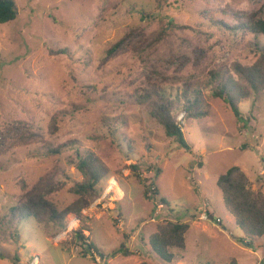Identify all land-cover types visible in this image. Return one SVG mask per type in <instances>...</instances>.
Here are the masks:
<instances>
[{
	"label": "rangeland",
	"instance_id": "obj_1",
	"mask_svg": "<svg viewBox=\"0 0 264 264\" xmlns=\"http://www.w3.org/2000/svg\"><path fill=\"white\" fill-rule=\"evenodd\" d=\"M15 1L17 19L0 24V127L23 121L43 139L0 155V264L37 257L38 264H94L76 251L75 233L56 243L72 214L63 228L12 216L24 195L50 178L64 187L52 195L57 206L74 202L70 190L82 181L72 163L78 152L98 155L116 188L114 203L106 200L80 217V230L109 264H264V237H245L217 186L221 175L240 167L252 189L264 193V90L243 101L236 117L203 89L211 70L257 60L264 38L236 27L264 0ZM163 28L165 37L145 52L144 41ZM133 29V38L108 53ZM183 81L202 89L207 112L179 122L191 151L137 99L156 85L180 100ZM182 114V107L174 112L176 121ZM55 118L57 131L50 134ZM205 211L213 221L199 219ZM166 223L191 224L186 247L173 250L171 263L145 248Z\"/></svg>",
	"mask_w": 264,
	"mask_h": 264
},
{
	"label": "trees",
	"instance_id": "obj_2",
	"mask_svg": "<svg viewBox=\"0 0 264 264\" xmlns=\"http://www.w3.org/2000/svg\"><path fill=\"white\" fill-rule=\"evenodd\" d=\"M19 10L15 0H0V24H8L17 19ZM242 25L236 28L247 33L264 38V4L259 10L244 13L240 18ZM174 26L172 22L168 23ZM221 24H223L221 22ZM154 36L152 39L144 41L142 49L147 52L165 37V30ZM135 29L125 35L119 43L114 45L108 53H115L120 47L133 38ZM259 42V41H258ZM259 47L257 60L251 65H243L233 62L229 67L211 70L208 73L204 88L206 94L215 99L222 100L235 114L241 116L240 105L243 101L249 100L252 95L260 90H264V45L257 43ZM139 49V48H138ZM135 49V51H138ZM185 57V56H184ZM184 59L183 57H181ZM202 56H199V60ZM186 62L181 66L185 67ZM157 72V70H156ZM182 94L180 100H173L167 97L156 86L144 88L138 96L140 104L148 106V112L152 119L160 123L166 130L168 136L174 137L180 146L187 151L191 147L187 143L183 130L179 122L174 117V112L182 107L184 109V119H202L207 116L205 109V96L202 89H197L194 82L183 81ZM57 131V118L50 125L49 133ZM43 139V134L36 128L23 121L4 123L0 127V155L7 150L30 143L38 142ZM55 153H58L56 151ZM76 169L82 174V181L71 188V193L77 199L64 209H60L53 201L52 195L64 189L63 185L58 186L54 178L40 183L39 187L27 192L20 204L12 210L14 218H34L41 224H54L63 228L68 215L84 217L82 212L87 209L95 200L101 197L104 190L102 185L108 183L109 169L101 158L94 152L81 155L79 152L72 160ZM132 172L140 179L137 174V166H131ZM162 174L159 168L153 183ZM218 188L223 193L226 209L235 218L237 226L243 231L246 238L260 239L264 237V193L254 191L252 184L246 173L240 167H232L225 174L221 175L217 182ZM149 190V188L147 189ZM145 195H148V191ZM159 194L158 189L154 191ZM162 201L166 202L164 198ZM190 223H166L157 226V231L149 238L153 252L162 260L172 262L175 260L174 249H184L186 247L185 235L190 229ZM65 227V226H64ZM77 239L89 241L88 248L83 252V256L93 258L91 253L94 250L100 253L96 245L84 236L78 229L74 232ZM246 239H243L245 242ZM241 242V240H239ZM251 244V241H250ZM124 248V246H123ZM122 252L124 256H129L128 249ZM142 264H148L142 262Z\"/></svg>",
	"mask_w": 264,
	"mask_h": 264
},
{
	"label": "built area",
	"instance_id": "obj_3",
	"mask_svg": "<svg viewBox=\"0 0 264 264\" xmlns=\"http://www.w3.org/2000/svg\"><path fill=\"white\" fill-rule=\"evenodd\" d=\"M184 120V114H182L179 118L178 121H183ZM112 183V179L109 181V185L107 187V189L102 193L101 197L98 198L97 200H95L84 212L85 216L88 215V212L98 208L99 206L102 205V202L106 201V200H110V202H113V185ZM114 203V202H113ZM207 204L205 206V209H207ZM200 220L202 221H213L214 218L212 216H210V213L205 211L202 212V215L199 217ZM216 224L221 225L222 224V220L221 219H217ZM82 224V219L79 216L76 215H72V219L69 220L65 226V229L61 232V234H59L56 238V243H63L65 242L69 237L70 234L74 233L75 231H77L78 229H80ZM88 244L89 241H85V243L81 240L78 239L77 244H76V251L77 252H83L85 249L88 248ZM93 254V262L94 264H109V260H108V256L103 254V253H96L94 250H92L91 252ZM39 262V257L34 258L32 260V262L30 264H38Z\"/></svg>",
	"mask_w": 264,
	"mask_h": 264
},
{
	"label": "crops",
	"instance_id": "obj_4",
	"mask_svg": "<svg viewBox=\"0 0 264 264\" xmlns=\"http://www.w3.org/2000/svg\"><path fill=\"white\" fill-rule=\"evenodd\" d=\"M92 241V240H91ZM131 242H133V240L131 241ZM146 243V242H145ZM249 244H250V242H249ZM145 248H146V251L149 253V254H152V252H153V250H152V248H151V246H150V243H147V244H145ZM126 251V250H125ZM129 252H130V250H129ZM131 253V252H130ZM139 255H141L142 256V254L139 252L138 253ZM142 262V261H141ZM182 264V263H181Z\"/></svg>",
	"mask_w": 264,
	"mask_h": 264
},
{
	"label": "bare ground",
	"instance_id": "obj_5",
	"mask_svg": "<svg viewBox=\"0 0 264 264\" xmlns=\"http://www.w3.org/2000/svg\"><path fill=\"white\" fill-rule=\"evenodd\" d=\"M114 185V184H113ZM115 186H113V190L116 192V188H114ZM118 196V195H117Z\"/></svg>",
	"mask_w": 264,
	"mask_h": 264
}]
</instances>
